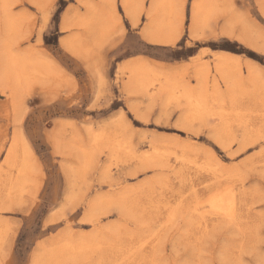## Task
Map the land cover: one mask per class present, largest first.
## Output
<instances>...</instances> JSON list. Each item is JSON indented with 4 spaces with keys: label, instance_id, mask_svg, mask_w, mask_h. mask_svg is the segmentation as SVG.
<instances>
[{
    "label": "rangeland",
    "instance_id": "obj_1",
    "mask_svg": "<svg viewBox=\"0 0 264 264\" xmlns=\"http://www.w3.org/2000/svg\"><path fill=\"white\" fill-rule=\"evenodd\" d=\"M123 4L0 0V264H264V0Z\"/></svg>",
    "mask_w": 264,
    "mask_h": 264
},
{
    "label": "bare ground",
    "instance_id": "obj_2",
    "mask_svg": "<svg viewBox=\"0 0 264 264\" xmlns=\"http://www.w3.org/2000/svg\"><path fill=\"white\" fill-rule=\"evenodd\" d=\"M169 4V3H168ZM201 5L197 2V3H195V6H194V8L195 7H200ZM127 7V6H126ZM128 8V7H127ZM161 10V9H160ZM162 11V10H161ZM133 12V11H132ZM160 12V11H159ZM199 8H195L194 9V16H195V19L197 18V20H198V18H199ZM132 14H134V13H132ZM154 22V21H153ZM155 23V22H154ZM156 24V23H155ZM154 28H157V26H154ZM158 29V28H157ZM158 31H159V29H158ZM160 32V31H159ZM153 33V32H152ZM150 34L149 36H148V40L149 41H151V42H155V43H166V44H168V43H170V40H168L167 38H165V37H163V36H157L156 34ZM175 36H177V34L175 35ZM167 37V36H166ZM170 38H171V36H170ZM172 39H174V38H172ZM171 44H172V42H171ZM18 66V65H17ZM141 68V67H140ZM142 69V68H141ZM145 84V83H144ZM145 88V87H144ZM197 93V92H196ZM198 96V95H197ZM199 97V96H198ZM197 98V97H196ZM199 99V98H198ZM204 99V98H203ZM202 99V100H203ZM223 101V100H222ZM196 102H198V101H196ZM222 104V103H221ZM197 107H198V105H196ZM200 106V105H199ZM205 106V105H204ZM202 107H200V109H201ZM196 109L197 108H195V112H191L192 114L193 113H196ZM199 109V108H198ZM197 109V110H198ZM215 109V108H214ZM218 109V108H217ZM232 109V108H231ZM203 110V109H202ZM209 110V109H208ZM216 110V109H215ZM219 110V109H218ZM220 111V110H219ZM225 111V110H224ZM227 111V110H226ZM204 112H206V111H204ZM211 112V111H210ZM215 112V111H214ZM214 112H212V114H214ZM218 112V111H217ZM228 112V111H227ZM231 112V111H230ZM258 112V111H257ZM218 113H220L221 114V111L220 112H218ZM198 114V113H197ZM194 115V114H193ZM209 115V114H208ZM216 115H217V113H216ZM215 115V116H216ZM196 116V115H195ZM214 116V115H213ZM220 116V115H219ZM221 118H222V116H221ZM238 118V117H237ZM247 122V121H246ZM164 150V149H163ZM166 151V150H165ZM160 152H161V150H160ZM164 152V151H163ZM167 152V151H166ZM170 154H171V152H170ZM161 155V154H160ZM172 155V154H171ZM183 155V154H182ZM182 158H184V157H182ZM183 160V159H182ZM192 160V159H191ZM184 161V160H183ZM196 166H197V163H196ZM205 166V165H204ZM204 171H205V168L203 169ZM194 187V186H193ZM9 191H10V189H9ZM181 193V192H180ZM182 194V193H181ZM180 194V195H181ZM183 195V194H182ZM182 197H184V196H182ZM220 199V198H219ZM224 200V199H223ZM225 201V200H224ZM160 203V202H159ZM160 204H162V203H160ZM164 204V203H163ZM167 204V203H166ZM169 204V203H168ZM227 204V203H226ZM155 205H157V204H155ZM171 205V204H170ZM147 206H149V205H147ZM151 206V205H150ZM158 206V205H157ZM163 207L165 208V206L163 205ZM168 207V206H167ZM159 208V207H158ZM173 210V209H172ZM229 217H231L232 216V214H229L228 215ZM234 222V221H233ZM236 226V225H235ZM234 226V227H235ZM206 229V228H205ZM203 235V234H202ZM142 242V241H141ZM140 242V243H141ZM136 251V250H135ZM153 263H155V262H153Z\"/></svg>",
    "mask_w": 264,
    "mask_h": 264
},
{
    "label": "crops",
    "instance_id": "obj_3",
    "mask_svg": "<svg viewBox=\"0 0 264 264\" xmlns=\"http://www.w3.org/2000/svg\"><path fill=\"white\" fill-rule=\"evenodd\" d=\"M121 4L124 6V4H123V0H122V3H121V0H117V5H118V7L121 8ZM141 17H143V16L141 15ZM123 20H124V18H123ZM126 22H127V24H128V26H126V24H125V28H126V30H127V31H136L135 34L138 35V39H139L140 42L143 44L144 41H145L146 39L143 37V35H142V37L139 36V33H140V32L137 31V29H136V28H138V26H139V24H140L139 16H138V22H137L136 25L133 23V21H126ZM116 40H119L120 43L124 42V39H123V40H122V39H116ZM147 41H148V40H147ZM148 42H150V41H148ZM120 43H118L117 46H118ZM151 43H152V42H151ZM121 46H122V45H121ZM139 57H140V55H135V56L128 57L127 59H125V62L132 61V60L137 59V58H139ZM171 67L176 68L177 66H171Z\"/></svg>",
    "mask_w": 264,
    "mask_h": 264
}]
</instances>
